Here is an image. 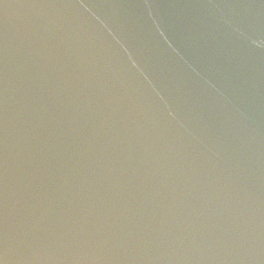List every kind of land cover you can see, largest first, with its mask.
Here are the masks:
<instances>
[{"label": "water", "instance_id": "water-1", "mask_svg": "<svg viewBox=\"0 0 264 264\" xmlns=\"http://www.w3.org/2000/svg\"><path fill=\"white\" fill-rule=\"evenodd\" d=\"M0 264H264V0H0Z\"/></svg>", "mask_w": 264, "mask_h": 264}]
</instances>
